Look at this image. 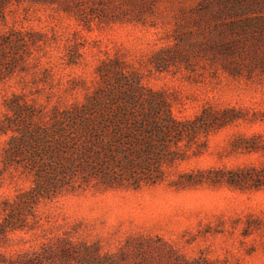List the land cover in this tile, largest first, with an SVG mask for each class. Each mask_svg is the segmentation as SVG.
Returning <instances> with one entry per match:
<instances>
[{"label":"rangeland","instance_id":"374dc122","mask_svg":"<svg viewBox=\"0 0 264 264\" xmlns=\"http://www.w3.org/2000/svg\"><path fill=\"white\" fill-rule=\"evenodd\" d=\"M201 1L79 0L71 2V12L58 4L26 1L7 10L0 31L15 28L39 35L24 71L0 80V118L5 101L14 95L38 113L42 107L49 113L54 106L84 102L98 86V66L119 59L138 69L144 84L165 92L181 119H194L206 108L235 109L240 119L202 134L201 153L193 156L194 146L191 157L172 169L162 185L89 188L42 202L32 228L0 235V264L44 257L65 240L96 247L102 255L116 252L128 240H144L145 264H264V188L204 183L177 190L169 185L181 172L264 166L263 55L254 66L242 65L236 76L220 61L193 56L161 73L150 64L156 52L174 46L175 36L198 32ZM8 138L0 136V166ZM32 185L28 174L4 172L0 204ZM2 217L0 209V221ZM91 254L96 258L97 253Z\"/></svg>","mask_w":264,"mask_h":264},{"label":"trees","instance_id":"16d2710c","mask_svg":"<svg viewBox=\"0 0 264 264\" xmlns=\"http://www.w3.org/2000/svg\"><path fill=\"white\" fill-rule=\"evenodd\" d=\"M26 1L58 4L63 11L71 12V2L79 0H0V23L6 25L10 7ZM198 13V32L175 36L174 46L156 52L150 58L154 71H168L188 63L193 56L220 61L226 72L236 76L241 74L242 65L254 66L264 56V0H202ZM38 35L15 28L0 31L1 81L24 71ZM97 74L98 86L84 102L64 108L54 106L49 113L45 107L39 113L32 111L26 103H20L18 95L5 101L0 136L9 138L1 155L0 175L20 171L32 177L33 185L0 204V235L32 228L38 222V206L66 194L89 188L140 190L162 185L169 181L172 169L191 157L194 146L197 150L192 155L201 153L198 145L202 134L207 136L240 119L235 109L210 108L194 119H181L165 92L144 84V75L119 59L103 61ZM204 183L259 190L264 188V166L181 172L169 185L184 190ZM67 242L44 257L38 255L22 264L147 261L148 242L144 240L134 244L128 240L116 252L103 255L96 247ZM92 251L97 253L96 258ZM139 257L142 260L136 261Z\"/></svg>","mask_w":264,"mask_h":264}]
</instances>
